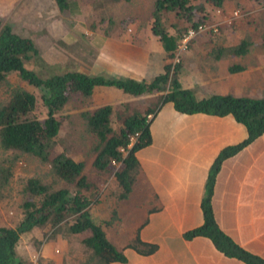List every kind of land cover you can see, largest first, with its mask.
<instances>
[{"label":"trees","instance_id":"obj_1","mask_svg":"<svg viewBox=\"0 0 264 264\" xmlns=\"http://www.w3.org/2000/svg\"><path fill=\"white\" fill-rule=\"evenodd\" d=\"M261 1L264 4V0ZM55 2L60 10L74 5L72 0ZM208 5L224 9L225 0H155L151 13L152 31L160 38L165 62L162 70L150 81L89 74L77 69L48 74L36 71L25 64L38 52L34 41L15 32L9 23L0 24V88L12 72L16 71L22 80L21 84L11 85L7 97H0V149L11 150L7 155H0V188L10 182L22 154H31L49 163L53 175L62 181L55 189H50L51 184L38 177H27L19 184L13 200V204L20 209L19 221L16 225L0 224V264H25L17 250L18 241L22 234L38 228L42 229L44 239L60 236L67 239L69 251L76 249L77 254L64 264L125 261L124 248L128 246L142 254L153 252L157 244L143 240L139 233L147 217L142 224L128 226L124 236L114 235L113 241L108 227L119 218L116 208L111 209L109 216L95 218L91 207L102 201L103 179L98 174L104 172L113 171L118 198L129 197L134 185L139 182L140 165L136 151L152 139L150 113H155L159 103L167 101L172 102L180 112L231 114L245 125L247 136L238 143L224 146L210 165L201 200L204 221L187 229L184 236L188 239L195 235L210 237L224 254L248 264H264V258L240 246L220 227L212 207L213 186L222 161L264 132V96L212 93L197 97L190 88L182 86L177 76L180 64L172 61L187 29L212 20L213 14ZM97 23L92 22L91 25L97 26ZM180 23H183L182 27L178 25ZM122 24L126 26L127 20L122 19ZM261 42L264 44V33ZM249 45L248 39L241 38L228 51L243 53ZM219 49L227 50L224 47ZM238 69L241 67L230 68L231 71ZM34 87L45 89L41 94L45 106L42 117L37 110ZM112 90L117 93L114 99L122 95L128 100L119 104L111 101L108 94ZM158 91L161 93L152 95L147 102L135 100L137 96ZM104 92L108 93L106 99L102 94ZM96 94H102L98 100ZM156 97V102L152 103ZM73 98L95 104L93 108L80 112L86 129L96 136L92 146L91 165L96 171L93 174L84 171V159L75 158L65 150L54 152L62 126V111ZM84 250L87 255H78ZM35 264H52V259L40 256Z\"/></svg>","mask_w":264,"mask_h":264},{"label":"crops","instance_id":"obj_2","mask_svg":"<svg viewBox=\"0 0 264 264\" xmlns=\"http://www.w3.org/2000/svg\"><path fill=\"white\" fill-rule=\"evenodd\" d=\"M253 3L251 34L257 23H264V4L261 0ZM56 9L66 10H60L57 4ZM234 22H224L225 27ZM149 26L148 34L138 32L135 37L137 32L125 31L124 36H114L116 39L100 25L89 26L102 31L97 30L101 36L90 39L89 47L95 58L99 57L96 65L101 70L74 69L152 80L163 68L165 51L159 36L152 31V24ZM256 38L261 42V36L248 38L250 45L243 53L219 49L226 48L228 40H218L215 57L210 61L204 54L208 51L211 55V51L204 47L213 38L204 30L198 32L188 41V50L178 61L177 76L182 86L190 88L197 97L212 93L264 96V46L254 43ZM174 57L178 59L177 55ZM232 66L241 69L231 71ZM148 67L152 68L149 73ZM157 93L160 91L137 96L135 100L147 102ZM158 105L155 113H150L151 142L136 151L139 182L131 192L137 195L139 190V196L129 223L142 224L147 217L140 237L156 243L157 248L142 254L133 247H125L126 260L111 264H248L224 254L210 237L184 236L187 229L204 221L201 200L210 165L224 146L247 136L245 125L231 114L180 112L169 101ZM212 207L218 224L235 242L264 258V132L222 161L213 186Z\"/></svg>","mask_w":264,"mask_h":264},{"label":"rangeland","instance_id":"obj_3","mask_svg":"<svg viewBox=\"0 0 264 264\" xmlns=\"http://www.w3.org/2000/svg\"><path fill=\"white\" fill-rule=\"evenodd\" d=\"M72 1H74L73 6H69L64 11H59L56 9L55 0H0V24L9 23L15 32L30 37L38 49L37 54L25 61L26 66L44 74L67 69L73 70L77 67H83L87 71L101 70L96 65L99 57L95 58L89 49L91 47L90 39L97 38L100 35L97 30L101 31V29H91L94 27L91 25L92 22H98L97 25H100L104 32L112 37L124 36L123 32L125 31L129 34L137 32L135 37L139 36L138 32L142 33L146 31V34H148L147 32L150 33L149 25L152 24L153 20L151 13L155 0ZM194 1L198 2V0ZM253 5V0L250 3L246 0H225L224 9H215L208 5L213 18L206 24L204 31L206 34L212 36L213 39L210 41L212 43L206 44L204 47V49L211 51V55L208 54V51H205L204 58H210V61L214 59V51L217 49L216 44L218 40L221 42L222 40H228L225 43L228 49L235 45L238 38L262 37L264 23H257L252 34L249 30L250 22L253 18H251ZM235 10L238 11L237 14L234 13ZM122 19L127 20L128 24L126 26L122 24ZM235 20V25L233 23L225 27V23L227 24V22ZM243 22L244 25L246 23V27L243 26ZM178 25L182 27L183 23ZM213 25L217 26L216 30L212 29ZM213 31L218 33L214 34ZM223 34L225 39H222ZM254 41V43H260L264 46L262 42H259L258 38L254 39ZM187 50L188 45L184 48L177 47L175 55H177L178 59L174 57L172 61H181L182 54ZM150 71H152V68L148 67V73ZM21 83L22 80H20L16 71L8 74L0 88V97H7L11 85ZM44 91V88L34 87V93L37 97V110L40 117L45 115V106L41 97ZM102 94L106 99V94L108 93L104 92ZM102 94H96L95 98L98 100ZM116 94V91L112 90L108 94L109 99L117 104L125 100L121 97L122 95L114 99L113 97H116L114 96ZM253 95H262V93H255ZM157 98L151 102L155 103ZM87 104H89L87 100L76 98L68 102L62 111V126L54 152L65 150L75 158L84 159V171L93 174L96 171L91 165L93 158L92 146L96 142V136L86 129L85 119H83L80 112L87 108H93L95 104ZM10 151L0 149V155H7ZM15 167L10 182L5 187L0 188V224L16 225L18 223L21 213L18 206L13 204V200L18 193L19 184L25 178L38 177L43 182L51 184L50 189H55L62 184V181L51 172L49 163L31 154H22ZM98 175L103 179L101 190L102 201L93 204L91 209L95 218H98L99 216H109L112 211L111 209L116 208V214L119 218L113 226L108 227L109 236L115 241L114 235L124 236V232L130 226L129 223L136 211L137 203H135V200L138 199L139 190L137 191V195L131 192L129 197L119 199L118 186L113 178V171ZM142 186L141 189L144 188V185ZM45 228L47 229V227ZM48 231L50 232L51 230ZM54 237L44 239L41 228L27 234H22L17 244V250L25 261V264H35L40 256L51 258L52 264H64V261L70 262L71 258L77 254L76 249L69 251L70 246L68 247L66 244L67 239L60 236ZM69 243L71 242L69 241ZM78 255L85 256L87 255V251H80Z\"/></svg>","mask_w":264,"mask_h":264},{"label":"built area","instance_id":"obj_4","mask_svg":"<svg viewBox=\"0 0 264 264\" xmlns=\"http://www.w3.org/2000/svg\"><path fill=\"white\" fill-rule=\"evenodd\" d=\"M237 10L234 11L237 14ZM206 29L205 23H200L196 27H189L187 31L183 34L180 43L178 44V48H184L187 46L188 41L194 37L198 32ZM212 29L216 30L217 26L213 25Z\"/></svg>","mask_w":264,"mask_h":264}]
</instances>
